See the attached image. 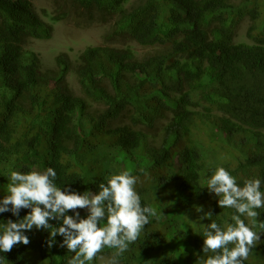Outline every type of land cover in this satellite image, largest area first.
I'll use <instances>...</instances> for the list:
<instances>
[{
    "label": "trees",
    "instance_id": "trees-1",
    "mask_svg": "<svg viewBox=\"0 0 264 264\" xmlns=\"http://www.w3.org/2000/svg\"><path fill=\"white\" fill-rule=\"evenodd\" d=\"M35 1L0 0V200L13 171L52 168L58 188L81 195L128 171L159 218L118 264H202L213 255L202 251V225L226 230L237 214L218 206L207 179L223 167L241 187L259 179L264 192V0H49L42 14ZM54 23L106 29L100 45L47 67L29 45L51 40ZM29 212L0 213V224ZM52 230L25 231L30 243L0 256L68 264L75 253L63 237L47 246ZM261 235L243 264H264ZM115 252L86 264H109Z\"/></svg>",
    "mask_w": 264,
    "mask_h": 264
},
{
    "label": "clouds",
    "instance_id": "clouds-1",
    "mask_svg": "<svg viewBox=\"0 0 264 264\" xmlns=\"http://www.w3.org/2000/svg\"><path fill=\"white\" fill-rule=\"evenodd\" d=\"M56 172L48 168L45 172L32 171L10 174V195L0 200V213L11 212L19 217L21 209H30L23 219L11 220L0 224V252L8 253L18 244L28 245L29 238L24 234L33 228L49 230L47 246L55 244V237H63L61 247L75 253L68 264H86L93 261L104 248L115 249V255L109 264H118V257L135 243L150 218L158 217L150 206H142L136 191L138 177L128 171L112 175L107 185H99L98 194L85 192L82 195L69 188L61 190L55 184ZM207 189L214 193L221 208H232L237 214L231 217L234 222L222 229L212 222L203 227V253H213L202 264H243L254 248L261 243L264 222L258 220L260 213L256 209L264 208V192L259 179L247 180L244 186L237 184L236 178L223 167L206 181ZM9 205L11 207L9 208ZM78 209H86L88 215L81 218ZM203 211L202 207L197 208ZM73 212L74 215H67ZM211 211L200 217L209 219ZM242 216L252 218V227L245 224ZM106 219V226L100 227ZM59 222V227L49 223ZM259 228L258 231L253 229ZM229 245L234 247L229 248ZM0 264H7L0 256Z\"/></svg>",
    "mask_w": 264,
    "mask_h": 264
},
{
    "label": "rangeland",
    "instance_id": "rangeland-1",
    "mask_svg": "<svg viewBox=\"0 0 264 264\" xmlns=\"http://www.w3.org/2000/svg\"><path fill=\"white\" fill-rule=\"evenodd\" d=\"M35 6L40 14L45 10L50 12L52 9L49 0H36ZM53 25L55 31L51 40H33L29 45L31 50L41 55L47 67L55 66V58L60 53H66L71 59H77L88 47L100 45L106 29L99 25L84 28H77L69 23H54ZM138 52L140 56H143L146 50L138 49Z\"/></svg>",
    "mask_w": 264,
    "mask_h": 264
}]
</instances>
